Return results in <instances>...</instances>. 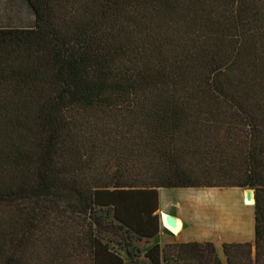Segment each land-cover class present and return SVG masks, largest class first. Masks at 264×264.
Returning a JSON list of instances; mask_svg holds the SVG:
<instances>
[{
  "label": "trees",
  "instance_id": "trees-1",
  "mask_svg": "<svg viewBox=\"0 0 264 264\" xmlns=\"http://www.w3.org/2000/svg\"><path fill=\"white\" fill-rule=\"evenodd\" d=\"M23 1L31 27L0 29V264H125L100 231L146 241L157 189L196 188L252 191L253 241L221 253L264 264V0ZM142 257L221 264L209 242Z\"/></svg>",
  "mask_w": 264,
  "mask_h": 264
},
{
  "label": "crops",
  "instance_id": "crops-1",
  "mask_svg": "<svg viewBox=\"0 0 264 264\" xmlns=\"http://www.w3.org/2000/svg\"><path fill=\"white\" fill-rule=\"evenodd\" d=\"M26 7L20 0H0V29H25ZM197 189V188H196ZM170 189L161 202L157 189V216L161 229L143 243L146 250L151 245L161 248L168 243L209 242L215 254H221L223 244H251L253 241V209L244 206L238 188ZM165 194V191H162ZM241 198V199H240ZM170 216L174 226L164 218ZM165 232V233H164Z\"/></svg>",
  "mask_w": 264,
  "mask_h": 264
},
{
  "label": "rangeland",
  "instance_id": "rangeland-1",
  "mask_svg": "<svg viewBox=\"0 0 264 264\" xmlns=\"http://www.w3.org/2000/svg\"><path fill=\"white\" fill-rule=\"evenodd\" d=\"M20 1L21 4L24 2L23 0ZM31 20H32L31 15L26 8V23H25L26 28L31 27ZM197 189L204 190L211 188H197ZM197 189H188V190L196 191ZM219 189L220 188H218L217 190ZM244 190L246 189H238V191H241L240 195L243 199L244 206H251L252 200H250L249 202L246 201L244 197ZM162 191H165V194H163ZM177 192L178 190H161L160 193L161 202L164 198H166L167 193L176 194ZM159 213L163 215L164 212H159ZM173 220L176 221V219L174 218ZM105 221H108V217H104L103 222ZM99 237L102 240V242H104L107 245L108 248H111L113 251H115V253H117L125 261V264H148V262H146V260L142 257V253L144 252L143 243L146 242L144 239H137L134 236H130L128 238L123 236L120 237L119 234L112 233L111 231L108 230L100 231ZM252 254H253V248L250 247V257H252ZM216 256L221 264H225L222 253L217 254Z\"/></svg>",
  "mask_w": 264,
  "mask_h": 264
},
{
  "label": "water",
  "instance_id": "water-1",
  "mask_svg": "<svg viewBox=\"0 0 264 264\" xmlns=\"http://www.w3.org/2000/svg\"><path fill=\"white\" fill-rule=\"evenodd\" d=\"M244 192H245L244 193V197H245L246 200H248L249 198L252 199V192L250 190L246 189V190H244ZM164 221H165V223L168 226H170V227H173L174 226V220H173L172 217L166 215V217L164 218Z\"/></svg>",
  "mask_w": 264,
  "mask_h": 264
},
{
  "label": "bare ground",
  "instance_id": "bare-ground-1",
  "mask_svg": "<svg viewBox=\"0 0 264 264\" xmlns=\"http://www.w3.org/2000/svg\"><path fill=\"white\" fill-rule=\"evenodd\" d=\"M244 193H245V192H244ZM250 200H252V199H251V198H249V199H248V200H246V201H248V202H249Z\"/></svg>",
  "mask_w": 264,
  "mask_h": 264
}]
</instances>
